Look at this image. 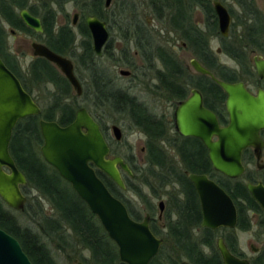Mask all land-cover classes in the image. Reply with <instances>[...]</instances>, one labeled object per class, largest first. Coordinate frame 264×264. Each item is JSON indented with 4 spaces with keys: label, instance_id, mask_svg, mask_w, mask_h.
Wrapping results in <instances>:
<instances>
[{
    "label": "water",
    "instance_id": "water-1",
    "mask_svg": "<svg viewBox=\"0 0 264 264\" xmlns=\"http://www.w3.org/2000/svg\"><path fill=\"white\" fill-rule=\"evenodd\" d=\"M111 2L112 0H105L104 7L109 8ZM213 6L219 32L227 37L231 17L220 2H214ZM19 17L35 33L43 32L40 19L30 15L27 10H21ZM78 18L79 15L75 13L72 26L77 24ZM85 24L91 36L93 53L96 57H101L109 38L106 24L94 16L86 17ZM30 46L34 57L43 58L55 65L75 94L82 95L83 88L74 74L70 59L41 43H32ZM190 65L196 72L211 76L226 93L225 106L229 123L220 127L214 114L203 107L199 92L194 90L175 112L176 129L184 136H194L202 141L208 150L214 171L229 179H237L244 172L242 151L251 147L259 158L263 147L259 131L264 129V92L259 91L257 96H252L241 83L230 84L217 80L196 59H192ZM255 68L258 76L264 78V60H255ZM128 74V71H120L122 76ZM40 114V107L0 57V199L15 212L23 211L26 206L27 197L22 192V187L27 185V180L10 154L11 138L19 121ZM38 127L42 138V159L96 217L107 237L116 246L120 263L149 264L157 256L163 240L150 230L149 215L142 221L134 220L124 203L113 196L97 176L96 171H99L119 189L125 190L121 170L130 176L132 173L122 158H109L108 145L98 124L87 110L79 108L73 121L66 126H61L56 121L40 119ZM111 131L114 139L120 141V128L113 125ZM189 180L198 195L201 227L210 230L235 228L236 208L227 193L206 175H190ZM247 189L264 212L263 186L248 185ZM158 207L161 217L164 203L160 202ZM216 249L222 264H250L246 259L234 256L221 238L217 239ZM0 264H32L18 240L1 228ZM181 264L189 263L183 261Z\"/></svg>",
    "mask_w": 264,
    "mask_h": 264
},
{
    "label": "trees",
    "instance_id": "trees-1",
    "mask_svg": "<svg viewBox=\"0 0 264 264\" xmlns=\"http://www.w3.org/2000/svg\"><path fill=\"white\" fill-rule=\"evenodd\" d=\"M79 5L82 22L79 25V34L83 38L80 43V53L77 54L73 49L74 36L68 27L57 28L54 24V11L47 5L40 10V18H42V27L45 35V42L52 51L57 54L70 56L75 62L90 72L95 78L96 84V109L97 115H101L104 108H112V105H117L115 110H120L118 106L125 105L128 107L129 115L136 127L143 128L150 137L156 141H160L161 137L156 134V128L152 124V118L147 112L134 102L130 97L115 93L111 89H107L103 83L107 81L97 72V58L92 50L91 36L85 25L84 19L87 16H94L100 20L107 21L108 10L104 7V0H76ZM193 0H147L148 10L151 12L153 19L160 22L163 29L169 34L175 33L180 40L188 44L192 54L203 65H209L212 56L207 48H203L208 41L210 33L202 34L200 28L193 23L190 15H187L188 9L183 6L184 3ZM198 2L200 0H197ZM62 4V2L60 3ZM174 4V5H173ZM26 0H0V18L15 32H23L33 34V31L28 29L19 18L18 10L26 9ZM210 7L208 6L207 9ZM191 11V9H190ZM33 15H37L34 13ZM211 26L210 22L207 23ZM138 27V26H137ZM140 27V26H139ZM213 28V26H212ZM243 30L237 39L244 45H253L260 48L261 40L259 34H264V25L256 26H242ZM213 29L211 32L213 33ZM133 32V31H132ZM126 33L131 38L134 32ZM139 35V44L136 43L138 51L153 52L151 59L155 57L166 68L164 70L165 76L168 74V67L177 65L172 62L169 57L164 54L163 48L153 44L152 33L146 30H137ZM149 34V35H147ZM144 36V37H143ZM39 38L41 36H38ZM103 54H108L110 51L108 47L105 48ZM202 49V53H201ZM122 53L128 52V49L121 50ZM142 53V52H141ZM118 61L119 65H130L128 60L124 59ZM144 58H148L146 53L140 54ZM0 57L5 65L16 75L20 80L23 88L31 92L33 87H44L52 84L56 88V93L52 95L53 106L57 111L59 110L61 118L58 123H68L72 119L73 110L68 104L63 101L69 96V84L49 65L45 60H37L32 63V74L29 77L25 72H22L18 66L15 57L10 55L6 45V34L0 25ZM242 59V58H241ZM116 62V61H115ZM151 62V60H149ZM99 77V78H96ZM221 77L225 80H234L235 75L223 74ZM167 80L162 81V93L168 95ZM119 112V111H116ZM69 114V115H68ZM102 116V115H101ZM48 121H53L50 116L45 117ZM22 121V120H21ZM24 121L30 122L29 125L21 129L20 121L13 131L10 142V147L13 141L19 136L22 139L29 141L26 147L21 146L17 153H14V161L18 169L24 174L27 180V185L22 188L23 193L27 188H32L46 200L49 201L55 216H46L40 210L35 219L36 227L34 230L28 227H23L17 221L13 210H10L0 199V228L13 236L20 243L24 253L28 256L32 264H55L49 251L47 250V240L52 244H56L64 253H74L77 261L83 264H122L118 259L117 248L114 243L107 237L103 231L96 217L89 211L87 206L75 195L77 204L73 209H68L63 202H61L60 192L58 190L57 181H63L54 169L47 165L42 156H40V147L42 138L38 128V122L34 117H28ZM23 121V122H24ZM20 124V125H19ZM20 129V130H19ZM153 135V136H152ZM147 162L149 174L153 177L152 181L147 178L145 184L154 192L155 188L163 189L168 186V175H166L168 166L165 165L164 160L157 159L161 157V151H156L153 141L149 138ZM11 153V152H10ZM117 155L118 153H113ZM12 155V154H11ZM212 173V177L227 191L230 198L237 205V200L246 201L250 207H255L252 199L247 194L245 188L238 181L228 182L222 176L214 174L212 170L205 171ZM97 176L101 179L110 193L117 199L122 201L130 216L139 221L141 218L132 210L129 203L124 199L123 192L103 173L96 171ZM161 173V175H159ZM163 174V175H162ZM182 182V189L185 193L183 200L174 201L175 220L167 223L166 231L163 234L158 233L154 228L152 232L155 235H162L164 243L161 246L157 256L149 264H180L186 260L190 264H222L218 251L216 250L217 233L208 229L200 227V213L199 207L194 199L193 194L189 190V186L183 176L177 175ZM226 181L229 183H226ZM68 185V184H67ZM69 186V185H68ZM130 186V185H129ZM70 187V186H69ZM71 189V187H70ZM72 190V189H71ZM139 194L140 193H136ZM143 203L146 206V211L153 213L152 200L145 199ZM254 204V205H253ZM6 206L8 209H5ZM27 203L23 211H26ZM227 245L232 253L234 249L230 242ZM82 251L88 252V257L82 255Z\"/></svg>",
    "mask_w": 264,
    "mask_h": 264
},
{
    "label": "flooded vegetation",
    "instance_id": "flooded-vegetation-1",
    "mask_svg": "<svg viewBox=\"0 0 264 264\" xmlns=\"http://www.w3.org/2000/svg\"><path fill=\"white\" fill-rule=\"evenodd\" d=\"M33 1L36 2V5H34L33 7H30L29 6V0H26L27 8L22 9V10H27L30 15L39 18L41 26H42V20L43 19L40 18L38 15H40V10H42V9H44V7H46V2H45V0H33ZM41 1H44V2L39 3ZM51 1H52L51 2L52 5L56 4L57 6L60 5L61 2H62V4L67 3V2H73L77 5L76 0H51ZM216 1H218L222 4V2L219 0H213V1H211V0H200L199 2L197 0H193V1H188V2L183 4V6L186 7V9H188L187 15L191 16V14L193 12H195L196 10H200V12L204 18L203 26L199 27V25L194 23V21H193V23L200 28V30L202 31V34L206 35V33L207 34L210 33L208 35L207 44H205L203 46V48L205 47L209 50V53L212 56V59L209 61L208 67L203 65L202 62L198 61L196 57L194 59H196L203 67H205L214 76V78H216L217 80L223 81L226 83H230V84L241 83V84H243L245 90L250 95L257 96L259 91L264 92V78H260L258 76V74L256 72V68H255V60H259V59L264 60V34H262V35L259 34V38L261 39V40H259L261 42L260 48H256L253 45H246V44L241 46L237 43V40H234L232 43L231 42L229 43L228 40H230V31H231V27L233 25V19L236 20V22L242 26H256L258 24L264 25L263 6H262V10H261L255 6V3H254L255 0H236L235 2H236L237 8H236V10L233 11L231 9H227L222 4L226 8L228 14L231 17V24H230L228 36L223 37L219 32L218 20L216 17V13L214 11V6H213L214 2H216ZM112 3H113V0L111 2L110 7L105 8V9L109 10L112 6ZM143 5H144L143 7H145V8L148 7V4L146 1H144ZM47 6H48V4H47ZM208 6L210 7L209 9H207ZM190 9H191V11H190ZM20 11L21 10L17 11L18 14ZM34 13H37V15H33ZM77 14L79 15V18H78V21H79L80 19H82V16H81V13H77ZM1 19L2 18H0V20ZM102 21H104V20H102ZM109 21H110V19H109ZM109 21L108 22L104 21L106 24L107 31L109 33V38H108V41L103 48L101 57L103 56L104 51H106V49H105L106 47H108L109 50L112 48V46L110 44L111 43V40H110L111 27L109 25ZM112 21H115V19H113ZM126 21H127V19H126ZM131 21L133 22V25H136V26H137L136 22H140V28L136 27V28H134V31L148 30V29H150L149 27H151V25H152V19L150 20L146 17L138 18V19L134 18ZM84 22H85V19H84ZM209 22L211 24L210 27H208V24H207ZM120 23H121V21H120ZM54 24L56 25V18L55 17H54ZM76 25H78V22ZM212 26H213V28H212ZM42 29H43V27H42ZM211 29L214 30L213 33L211 32ZM13 32H15V31H13ZM43 33H44V30L42 33H35L33 31V34H31V36L33 37L31 44L32 43H41V44L46 45L50 49V47L45 42V35ZM171 33H173V32H171ZM147 35H149V34H147ZM38 36H41V37L39 38ZM122 37H123L122 39L125 40L127 37H129V35L124 33V34H122ZM212 39H217L218 45H219V47L216 49L215 52L211 51L210 46H209V41ZM91 43H92V40H91ZM118 47L121 48L120 45L117 44V48ZM181 47L183 50L189 49V51L191 52L188 44H186L184 41H183ZM79 49H80V45H78V47H76L75 43H74L72 51L77 53L76 51ZM30 51H31V60H30L29 65L27 66V68L25 70L26 76L28 75L29 77L32 74L31 70L33 68L31 66V64L36 62L37 60H40V59L45 60L43 58L34 57L32 54L31 46H30ZM79 51H81V50H79ZM141 52L143 54L146 53L147 57H149V59H148V58H144V56H142L145 59V60L142 59L143 63L147 64L146 67H144L143 65L141 66V65H135V64L130 66V67L134 68V70H138V69L139 70L140 69H146L147 70L146 72H144V71L141 72L140 76H137V78L138 77L140 78V82H141V80L143 81V79H144L143 83L150 86L151 91L154 94L158 91V88L159 89L162 88V81L167 80V86H168V88H167L168 95L167 96L163 95V96H165L164 98H166L165 102L167 103L166 104L167 113L161 114V116L149 115L153 119L152 124H154V126L156 128L155 129L157 131L156 134H158V136L161 137L160 141H157V140L155 141L153 139V137H150L143 128L139 127V130L141 131V133L145 137V146L141 149V153L143 155L147 156V152L149 151L147 148L148 147L147 143L150 142L149 138H151V141L154 142L153 145L158 144V145H155V149H156V151L157 150L161 151L162 156L157 157V159L158 160L159 159L164 160L165 165L168 166L166 175H168V179H169L168 187L171 188L168 191H164L162 189L163 192H161V189L155 188L154 192L156 193V195H154L152 193V190L150 189L151 194L145 195L149 200H150V198H152V199L155 198V199L159 200V203L160 202L164 203V209H163V212L161 214V217H159V214H160L159 207H158L159 203L157 205L158 216L156 219L153 216L154 212L153 213L148 212V211L146 212L145 216L146 215L150 216V219H149L150 230L152 231L151 228H154L160 234H161V230H160L161 228H164L166 231V227H167L166 225L167 224L162 225L161 228L158 227V226H160V223H161L160 221L162 220L163 213L165 211H168L170 213V216L176 217L173 203H174L175 199L176 200H183L185 198V193L182 189V182L183 181L180 178H177L176 174L183 176L184 179L186 180V183L189 186V190H190L191 194H193L194 199L196 200V202L198 204L200 217H201L200 203H199L197 192H196L193 184L189 180L190 175H206L210 180L214 181L218 186H220L227 193V191L215 180V178L212 177V173L210 174V173L205 172L207 170H209V171L212 170V172L214 174L222 176L223 178H225V180H227L230 183H233L231 181L240 182V184L245 188L249 197L252 199L253 203L256 205L255 207H250L249 204L243 200H237L238 202L236 205V203L231 198L233 201V204L236 208V216H237L236 226L233 229L219 228L217 230H211V231H214L217 233L216 242H217L218 238H221L224 241L226 247L229 249V247L227 245V241H228L231 243V245L234 249V253H232L230 251V249H229V251L234 256H236L237 258L246 259L250 264H264V237H263V239H261V238H259V236H257L254 233L255 234L254 238L263 241V244H262L261 248H255L252 244H250V249L254 255L251 258H249L243 253V251L241 249L240 241L238 240L237 236L234 235V232H233L235 230H239L240 232H243V233H247V232L250 233L253 226H258L259 230L261 229L262 230L261 233L264 235V212H263L262 208L260 207V205L251 197V195L247 189L248 185H253V186L262 185L264 188V129L259 131V136L263 142V147H262V150L260 151L259 158L256 157V155L254 153V149L251 147L246 148L242 151L241 162H242V165L244 167V172H243L241 177H239L237 179H229V178L221 175L220 173L214 171L212 168V165L210 163L209 157H208V150L204 146L202 141L200 139L194 137V136L182 135L176 129V123H175L174 116H175V112L178 109L179 105L181 103H183L184 101H186L192 95V91L196 90L201 95L203 107L214 114V116L216 117V120L218 122V125L220 127H225L229 123V115H228V112H227V109L225 106L226 93L218 86V84L213 80V78L211 76L202 75V74L196 72L191 67L190 62H189V65L183 64L181 61L175 62V63H177V65H173V66L168 67V74L165 76L164 70L166 68L164 67V65L161 64V69L154 68L155 64L152 61L153 58L151 59V56H152L151 54L153 52L139 51L138 54H142ZM201 53H202V49H201ZM77 54H79V53H77ZM191 54H192V52H191ZM59 55H61V54H59ZM221 55L228 58L231 61L232 65L224 64V63H221L220 61H218L217 56H221ZM61 56L68 58L65 55H61ZM173 56L169 55L170 58H172ZM101 57H98V58H101ZM173 59H174V57H173ZM149 60H151V62H149ZM45 61L48 62L47 60H45ZM171 61L174 62L173 60H171ZM48 63L51 67L54 68V70L58 73L59 76H61L63 79H65V77L61 74L60 70L55 65L51 64L50 62H48ZM191 68L194 71H192ZM120 71L121 70H119V72H118L119 75H120ZM128 72H129V74L127 76H123V77H131L132 73L130 71H128ZM74 74L76 75L75 68H74ZM223 74H232V75L234 74L235 78H234V80H225L221 77V75H223ZM120 76H122V75H120ZM76 77H77V75H76ZM89 78H90L89 81L91 83L90 86H91V88H93L94 84L96 83L95 78L93 77V75ZM77 79H78V77H77ZM66 82L68 83L67 80H66ZM79 82H80V80H79ZM109 83L110 82L107 81L106 83H103V85H105L106 88H108ZM80 84L83 88V85L81 82H80ZM42 87L40 86V87H33V88H42ZM69 89L71 91L73 90V88L70 86V84H69ZM95 89L93 91L94 95H95V91H96ZM26 92H28V91H26ZM28 93L32 96V92H28ZM83 93H84V91H83ZM83 93H82V95H83ZM120 94L125 95V93H120ZM81 96H77V97H81ZM125 96H128V95H125ZM32 98L35 101V103L37 104L35 98L33 96H32ZM131 99L134 101L133 98H131ZM79 108H82V107H77V109L75 110V113ZM96 110L97 109L95 106L94 110H92L91 114H90V112H88V110H87V112L90 114V116L94 119V121L98 124V126L100 128V131H101V133H102V135L106 141V144L108 145V148L110 150L109 158L120 157L118 155L113 154L114 152H113V149L111 148L110 140L107 136L106 131H104L105 128L103 129V118L101 115H97L94 112ZM75 113L72 115V119L70 122L64 123V124H60L58 122L57 123L60 124L61 126H66V125L70 124L75 117ZM31 117H34L37 120V122H39L40 119L46 120L45 119L46 116L45 117L42 116V109H41V114L39 116H31ZM110 130H111V128H110ZM215 139L216 138H213V140H215ZM120 141H116V142H120ZM146 159H147V157H146ZM122 160L128 166V168L130 169V171L132 173V175L130 176V175H128V173L121 170V176H122V179H123V182L125 184L126 189L125 190L120 189V190L123 193H125L128 191L127 190V187H128L127 182L129 183L130 181H134L135 175L133 174V172L131 170L130 162L124 160L123 158H122ZM159 175H161V173ZM227 181H226V183H228ZM142 185L148 187L145 183H142ZM22 192H23V190H22ZM227 195H228V193H227ZM143 196L144 195L141 193L140 198ZM141 203H142V206L144 207V210H146L145 204L143 202H141ZM153 210L154 211L156 210L155 206H153ZM144 217L142 219H140L139 221H142L144 219ZM201 220H202V217H201ZM201 220H200V227H201ZM202 229H206V228H202ZM208 230H210V229H208ZM221 230L222 231H228L230 234L225 235V236H220L219 231H221ZM258 235H260V233ZM155 236L162 239L163 243H164V239H163L162 235H155ZM184 261H186V260H184ZM186 262H188V261H186Z\"/></svg>",
    "mask_w": 264,
    "mask_h": 264
},
{
    "label": "rangeland",
    "instance_id": "rangeland-1",
    "mask_svg": "<svg viewBox=\"0 0 264 264\" xmlns=\"http://www.w3.org/2000/svg\"><path fill=\"white\" fill-rule=\"evenodd\" d=\"M144 1L147 2V0H113L112 6L108 10L107 14L110 19V21H108L111 27L110 44L112 48L110 50L108 49L110 53L106 55L103 54L101 58H97L98 60L96 69L97 72H100L99 74L104 78L105 81L110 82L108 88L113 92L125 93V95L133 98L137 104L142 106L145 112H147L149 115L161 116V114L167 113V103L165 102L166 98H164L165 96H163V93L161 92L162 89L158 88V91L155 93L156 95L152 93L150 86L143 83L144 79L140 82V78H137V76L141 75V72H146L147 70H134V68L130 67L134 64L141 66L143 65L144 67H146L147 65L143 63L142 59L144 58L140 54H138L139 51L136 49V43L138 45L139 41L141 40L139 39V35L136 34V31H134V28H136L137 26L139 27L140 22H136V26L133 25V22L131 20L134 18L138 19L144 17L150 20L152 19V25L151 27H149L150 29L146 31L149 32V34L150 32L152 33L151 38H153V44L163 48L164 54L167 57H169V55H174L173 57L176 61L173 59V57H169V59L173 60L174 62L181 61L183 64L189 65V62L195 57L191 54L189 49H182L181 45L183 43V40H180L179 37L174 33L168 34L163 29V26L160 24V22L153 19V16L148 8L143 7ZM219 1H221L227 9H231L234 11L237 8L235 2L236 0ZM43 2L44 1H41L39 3ZM45 2L46 5L48 4V7L51 8L52 11H54L56 18V27H68L72 31V34L74 36L75 46L78 47L83 39L79 34V25L81 24L82 20L80 19L78 21V25L76 26H72L71 21L74 13H80L79 5H76L73 2H67L57 6L56 4L52 5L51 0H45ZM254 3L256 7L262 10L264 0H255ZM34 5H36V2H34L33 0H29V6L33 7ZM125 18L127 19V21ZM191 18L194 23L199 25V27L203 26L204 18L200 10H196L195 12H193L191 14ZM113 19H115V21H112ZM0 25L2 26L6 34V45L8 53L15 57V61H17L20 69L22 70V72H25L31 60L30 44L33 40V37L28 33L17 31L13 32L14 30H12L6 24V22L3 21V19L0 20ZM242 30V25H239V23H237L236 20L233 19V25L230 31V40H228L229 43L237 40V43L243 46L244 44L237 39V35H240ZM132 31L134 32V35L131 38L127 37L125 40L122 39V34ZM117 44L120 45L121 48H117ZM209 46L211 51L215 52L219 47L217 39L210 40ZM126 48L128 49V52H125V54L122 53L123 51L121 50H124ZM79 50H77L76 52L80 53ZM123 54L125 55L124 59L128 60V62H130V65H119L118 61L123 60ZM67 57L73 62L76 75L83 85L84 93L81 97H77L75 92L69 89V96H67V98L63 102L71 107V109L73 110V114L75 113L77 107H84L91 114L97 102L96 95H94L93 92L96 88V84H94V87L91 88V83L89 81V77H91L92 74L86 71L83 67L79 66L73 58H71L70 56ZM217 60L221 63L232 65L231 61L223 55L217 56ZM152 61L155 64L154 68L161 69L162 63L159 60L153 57ZM119 70L130 71L132 75L131 77L120 76L118 74ZM192 71L194 70L192 69ZM31 92L37 104L42 109V116H50L51 118H53V121L58 122V120L61 118V114L59 110L57 111V109L54 108L52 99V95L56 93V88L52 84H49L42 88H33ZM111 107L112 108H104L102 110L101 115L103 118V129L105 128L104 131H106L107 133L113 152H117L118 156L126 161H129L131 164V170L135 175V180L130 181L129 183L127 182L128 191L125 192L123 196L124 199L129 203V206L132 208V210L142 219L147 211L144 210L141 202L144 201V197H146L145 195L151 194L150 188L142 185V183H145L147 178L149 179V181L153 180V177H151L148 172L149 170H147L148 162L146 156L141 153V149L145 146V137L132 121L127 106L123 104L122 106H118L120 110H115V107H117V105H112ZM96 111L94 112L97 113ZM23 121L24 120L20 121V129L21 127L25 128L30 124V122L28 121ZM112 125H116L117 127H119L122 132V139L120 142H116L114 140L112 131L110 130ZM28 143L29 141H27V139H22L18 136L13 141L12 146L10 147V154H12V156L14 157V153H17L21 146L26 147ZM41 145L42 143L39 145V147H41ZM57 183L58 190L60 192L59 194L61 196V202H63V204L68 207V209H73V206L77 204V199L75 198L74 193L67 184L61 181H57ZM170 189L171 188H169L168 186L166 188H163L164 191H168ZM161 192L163 191L161 190ZM136 193H142L144 196L140 198V195ZM24 194L27 197L26 211L12 213L15 215L19 224H21L23 227H28L29 229L34 230V227H36L35 219L38 216L40 210H42L46 216H55V211L53 210L51 204L42 195H40V193L32 188H27ZM150 200H152L153 206H155L156 208L153 213V216L156 219L158 216L157 205L159 203V200L155 198H150ZM4 208L8 209L6 206H4ZM174 220L175 217L170 216V213L168 211H165L163 213L162 220L160 221V226L158 227L161 228L162 225H165L169 221ZM160 230L161 234L165 232L164 228H161ZM252 230L250 233H243L239 230L233 231L234 235L237 236L238 240L240 241L243 253L249 258L254 255L250 249V244H252L255 248H261L263 244V241L255 239L254 235L256 234L261 239H263L264 237V235L261 233L262 230H259L258 226H253ZM259 233L260 235H258ZM228 234H230L228 231H219L220 236H225ZM43 242L46 243L47 250L49 251L55 264H77L79 262L75 258L74 253H64L59 248H57L56 244H52V242L50 243L47 240H43ZM81 253L84 257H88V252L82 251Z\"/></svg>",
    "mask_w": 264,
    "mask_h": 264
}]
</instances>
